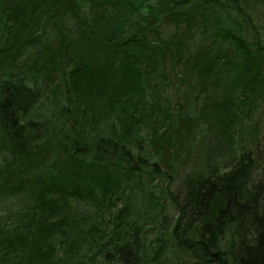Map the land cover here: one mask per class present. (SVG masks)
<instances>
[{"label":"trees","instance_id":"1","mask_svg":"<svg viewBox=\"0 0 264 264\" xmlns=\"http://www.w3.org/2000/svg\"><path fill=\"white\" fill-rule=\"evenodd\" d=\"M251 1L0 0V264H264Z\"/></svg>","mask_w":264,"mask_h":264},{"label":"rangeland","instance_id":"2","mask_svg":"<svg viewBox=\"0 0 264 264\" xmlns=\"http://www.w3.org/2000/svg\"><path fill=\"white\" fill-rule=\"evenodd\" d=\"M142 1L153 2V0H140V2ZM245 5L246 6H243L241 4L240 9L241 12L245 14L246 18L249 17V19L246 20L243 17H240L241 14L238 13V11L234 9V7H230L226 15L230 14L231 16L230 15L229 16L231 18L230 20L227 19V21L229 24L233 23L235 27H238L242 29L243 32L247 33L248 38L252 42L256 44L259 43L261 44V46L263 45L264 47V0H256V1H251L249 3L245 2ZM169 92L167 94L168 96H169ZM174 95L175 94L171 92L170 97H173ZM263 95H264V91H263ZM50 103L51 102L47 100H43L41 104L38 105L33 115L38 116L43 114L44 116H47L46 113L48 112V108L51 107ZM252 111L253 112L251 118L249 114V116H247L248 118L245 119L243 126L241 127V130H239L237 134V139L243 140L242 147L251 146L250 150L252 151L254 157L257 159L259 167L261 169L262 167H264V96L262 100L255 103ZM141 145L145 146L146 141L141 143ZM200 151H201V144L196 145L195 148L191 151L189 157V165L187 167L184 166L183 167L184 169L179 168L178 170L179 173L174 179L172 178L173 175L172 171L167 170V168L161 169L163 174H165V176H162L161 180L163 181L168 177L167 180L163 182L164 183L163 186L166 187L167 186L166 184H169V189L171 191H175L178 188V186H180L181 179L198 167L201 157ZM134 154H138L137 149H134ZM17 202L18 201L16 200L14 201V203ZM164 204L166 208L165 214L169 215V217L174 216L176 212L174 208L169 204L168 200H166ZM73 205L80 212H83L85 210V206L81 202H76ZM6 207H7L6 204H4L3 206L0 207V210L1 209L4 210L6 209ZM107 232L109 231L107 230ZM87 248L88 247L85 246H83L82 248V256L85 258L90 254V250L88 251ZM61 249H63V247H61Z\"/></svg>","mask_w":264,"mask_h":264}]
</instances>
